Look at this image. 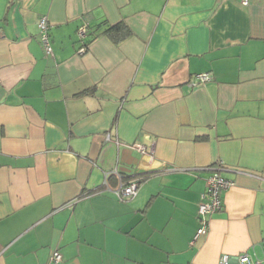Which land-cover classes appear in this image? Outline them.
Instances as JSON below:
<instances>
[{"label":"crops","instance_id":"crops-1","mask_svg":"<svg viewBox=\"0 0 264 264\" xmlns=\"http://www.w3.org/2000/svg\"><path fill=\"white\" fill-rule=\"evenodd\" d=\"M219 164L233 185L195 237ZM114 168L149 175L119 199ZM263 241L264 0H0V264L264 261Z\"/></svg>","mask_w":264,"mask_h":264},{"label":"built area","instance_id":"built-area-1","mask_svg":"<svg viewBox=\"0 0 264 264\" xmlns=\"http://www.w3.org/2000/svg\"><path fill=\"white\" fill-rule=\"evenodd\" d=\"M250 0H239L242 6H247ZM38 35L40 42L43 46L45 54L49 55L52 53V48L49 40V23L46 16H41L37 21ZM87 24L84 23L78 27L76 34L79 40H83L86 37ZM87 50L86 46H80L78 48V54H83ZM197 79L200 81L209 80L208 74H198ZM105 140H109V134L105 136ZM131 150L136 154H145L144 147L141 144L131 145ZM211 173L205 179V189L200 194L199 201L197 203V218H198V228L196 230L195 237L206 233L209 226V217L222 210L223 201L222 196L228 188L233 185V182L222 175H220L219 170H222V164H219L211 168ZM109 175H116L119 178V183L112 190L115 196L119 199L130 198L136 194L137 188L140 184V177H133L129 180H122L118 174L116 168H114L110 173H106L105 177ZM264 247V241H263ZM51 259L54 263L61 261V255L58 251H54L51 255ZM218 264H264V261L257 259L254 255L247 252H243L237 256H230L228 254H222L219 258Z\"/></svg>","mask_w":264,"mask_h":264},{"label":"trees","instance_id":"trees-1","mask_svg":"<svg viewBox=\"0 0 264 264\" xmlns=\"http://www.w3.org/2000/svg\"><path fill=\"white\" fill-rule=\"evenodd\" d=\"M104 32L112 36L115 41H121L122 39L128 37L131 34L130 30L127 28V26L123 22L108 26V28ZM87 36H88V24H87V32H86L85 39L78 41L80 43V46L88 47ZM148 175H149L148 173H145V174H139L135 177H140L139 181L141 182Z\"/></svg>","mask_w":264,"mask_h":264}]
</instances>
